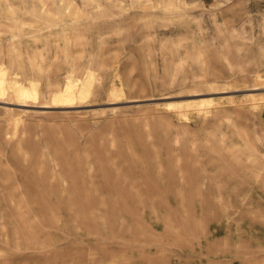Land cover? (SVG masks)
<instances>
[{
  "label": "rangeland",
  "instance_id": "374dc122",
  "mask_svg": "<svg viewBox=\"0 0 264 264\" xmlns=\"http://www.w3.org/2000/svg\"><path fill=\"white\" fill-rule=\"evenodd\" d=\"M0 264H264V0H0Z\"/></svg>",
  "mask_w": 264,
  "mask_h": 264
},
{
  "label": "crops",
  "instance_id": "0c3cea01",
  "mask_svg": "<svg viewBox=\"0 0 264 264\" xmlns=\"http://www.w3.org/2000/svg\"><path fill=\"white\" fill-rule=\"evenodd\" d=\"M206 103H212V101H206V100H204V101L200 102L199 105L206 104Z\"/></svg>",
  "mask_w": 264,
  "mask_h": 264
}]
</instances>
